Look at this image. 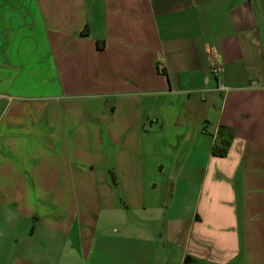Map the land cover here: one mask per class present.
<instances>
[{"label":"crops","instance_id":"obj_1","mask_svg":"<svg viewBox=\"0 0 264 264\" xmlns=\"http://www.w3.org/2000/svg\"><path fill=\"white\" fill-rule=\"evenodd\" d=\"M0 264H264V0H0Z\"/></svg>","mask_w":264,"mask_h":264},{"label":"trees","instance_id":"obj_2","mask_svg":"<svg viewBox=\"0 0 264 264\" xmlns=\"http://www.w3.org/2000/svg\"><path fill=\"white\" fill-rule=\"evenodd\" d=\"M161 71L166 73V68L162 69ZM229 145L230 142L228 140H222L221 142H218L214 145L212 152L215 155L225 156L227 154Z\"/></svg>","mask_w":264,"mask_h":264},{"label":"built area","instance_id":"obj_3","mask_svg":"<svg viewBox=\"0 0 264 264\" xmlns=\"http://www.w3.org/2000/svg\"><path fill=\"white\" fill-rule=\"evenodd\" d=\"M213 71H214V73H217L219 71V69L218 68H214ZM223 89H227V88L223 87Z\"/></svg>","mask_w":264,"mask_h":264}]
</instances>
